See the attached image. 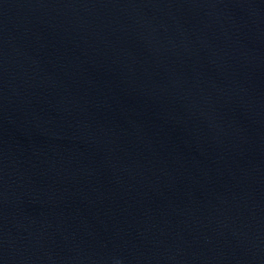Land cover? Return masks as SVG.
Instances as JSON below:
<instances>
[{
    "label": "water",
    "instance_id": "95a60500",
    "mask_svg": "<svg viewBox=\"0 0 264 264\" xmlns=\"http://www.w3.org/2000/svg\"><path fill=\"white\" fill-rule=\"evenodd\" d=\"M0 264H264V0H0Z\"/></svg>",
    "mask_w": 264,
    "mask_h": 264
}]
</instances>
